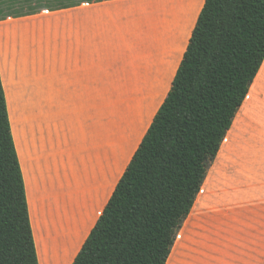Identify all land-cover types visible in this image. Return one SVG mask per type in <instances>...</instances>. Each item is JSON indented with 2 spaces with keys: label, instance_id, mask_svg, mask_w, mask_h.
Here are the masks:
<instances>
[{
  "label": "crops",
  "instance_id": "0c3cea01",
  "mask_svg": "<svg viewBox=\"0 0 264 264\" xmlns=\"http://www.w3.org/2000/svg\"><path fill=\"white\" fill-rule=\"evenodd\" d=\"M24 2L26 8L38 7ZM191 3L110 0L48 15L0 16V79L6 105H12L11 134L34 244L36 226L45 225L48 246L61 255L88 225L73 261L118 182L116 105L149 102L160 93L164 99L202 7L188 26ZM255 77L234 116L236 129L232 121L228 144L220 146L211 166L222 156L228 166L256 167L264 148V60ZM222 175L211 183L206 176L199 193L210 185L212 193L223 188L222 199L231 194L234 199L235 190L229 183L226 192ZM203 201L197 207L199 226L207 220ZM197 231L186 234L183 257Z\"/></svg>",
  "mask_w": 264,
  "mask_h": 264
},
{
  "label": "trees",
  "instance_id": "16d2710c",
  "mask_svg": "<svg viewBox=\"0 0 264 264\" xmlns=\"http://www.w3.org/2000/svg\"><path fill=\"white\" fill-rule=\"evenodd\" d=\"M48 1L37 5L110 0ZM263 60L264 0H204L164 100L71 264L166 263ZM9 119L0 79V264H40Z\"/></svg>",
  "mask_w": 264,
  "mask_h": 264
},
{
  "label": "rangeland",
  "instance_id": "374dc122",
  "mask_svg": "<svg viewBox=\"0 0 264 264\" xmlns=\"http://www.w3.org/2000/svg\"><path fill=\"white\" fill-rule=\"evenodd\" d=\"M39 1L41 0H29L28 4H35ZM42 2L50 3L48 0H42ZM201 5L202 1L198 3L196 12L193 14L198 13ZM33 10L44 15L52 12L50 10H42L39 7L32 8L31 6L30 8H26L24 0H0L1 17L20 14L25 11L33 13ZM193 17L194 15L192 16V20ZM253 85H256V78ZM161 99L162 94L160 93L155 95L149 102L118 103L116 105L118 179L123 173L122 171L138 141L144 134L146 126L152 119L155 110L158 109L159 104L164 100L161 101ZM7 106L11 123V102ZM236 117L233 121L232 129H236ZM224 139L221 145L223 149L228 144V137ZM258 152L256 153L259 155L258 161L261 162L260 167H258L257 156L256 167L244 168V170L240 167L236 168L233 165L228 166L224 164L223 161L225 159L222 156L219 158H222V163L219 162L216 166H211L212 163L210 164L206 171L207 180L211 183L218 175L223 174L222 179L226 183H224V189L227 192L226 188H228L230 183L231 187L235 190V197L233 199V194H231L229 196L230 199H222L219 194L223 188L220 191L212 193L210 185L205 186L201 193H199L189 216L185 219L186 221L184 220L177 232L175 237L177 239L167 264H174L178 262L179 258H183V260L188 258L194 264H251L255 261L256 264H264V196L262 194L264 193V148L261 151L258 150ZM258 190H261L262 193ZM202 200H204L203 202L206 206L205 219L207 220L199 226L200 217L197 218L196 216L200 214V209L197 207L201 206ZM196 228L198 229L197 235L194 234L195 232L192 234L195 242L192 243V237L190 238L192 250L190 249L191 252L183 257L180 250L181 247H184L183 242L185 243L187 238H189L186 234H190L191 229ZM182 229L184 232L183 236L180 234ZM87 232L88 225L84 227L82 232L75 235L74 243L66 246L61 255H58L54 252L53 247L48 246L47 237L50 234L48 228L45 225H37V239H35V243L39 263L70 264L80 240Z\"/></svg>",
  "mask_w": 264,
  "mask_h": 264
}]
</instances>
